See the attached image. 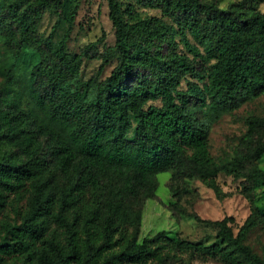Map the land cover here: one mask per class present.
I'll return each mask as SVG.
<instances>
[{
    "label": "trees",
    "instance_id": "obj_1",
    "mask_svg": "<svg viewBox=\"0 0 264 264\" xmlns=\"http://www.w3.org/2000/svg\"><path fill=\"white\" fill-rule=\"evenodd\" d=\"M107 2L122 58L101 82L80 80L83 57L67 50L68 31L55 42L35 34L47 8L59 12L58 24L71 26L72 0H8L9 19L0 17L15 23L7 34L8 42L19 43L12 58L26 60L32 49L45 48L54 64L29 91L32 113L22 106L23 95L0 89V264L6 257L16 264H171L180 256L191 263L196 255L264 264V251L246 242L251 219L237 234L229 224L233 217L215 221L225 246L171 238L165 230L140 239L143 204L155 196L164 171L187 167L217 193L220 174L264 181L258 165L264 138L255 140L264 132V116L248 118L242 146L230 161H216L209 146L212 124L264 91V12L247 8L245 0L228 8L200 0L168 3L186 15L179 25L184 47L204 55L190 33L213 59L208 113L198 121L181 100L187 91L179 89L193 71L187 54L174 52L163 62L144 56L156 77L135 87L125 82L140 57V50L130 52L126 28L134 26L128 20L151 38L165 31L150 28V18L136 15L124 0ZM12 71L5 73V89ZM21 201L15 221L1 218L8 204Z\"/></svg>",
    "mask_w": 264,
    "mask_h": 264
},
{
    "label": "rangeland",
    "instance_id": "obj_2",
    "mask_svg": "<svg viewBox=\"0 0 264 264\" xmlns=\"http://www.w3.org/2000/svg\"><path fill=\"white\" fill-rule=\"evenodd\" d=\"M133 8V12L141 18H150L152 28L160 26L165 34L162 37L151 38L145 29L135 25L134 19L128 22L134 26L126 28L130 36V52H139L134 68L128 74L125 82L130 87L139 85L141 80H153L156 76L144 56H153L158 61H166L174 53H185L193 65V71L182 77L179 89L187 91L181 100L187 104L190 111L202 121L207 116V108L211 97L208 93V70L213 62L206 56L204 47L199 40L188 33L189 39L199 45L204 55L194 56L180 40L179 25L185 20V13L168 5L170 0H124ZM211 2L220 8H228L232 3L241 0H200ZM250 2V3H249ZM8 0H0L2 20L9 19L7 9ZM249 9L264 12V0H245ZM72 9L75 10L71 26L57 23L59 12L52 9L41 10V16L36 20L37 36L60 40L66 31L69 32L67 50L71 54H80L83 62L80 67V80L94 78L104 81L120 64L121 48L118 44L116 27L109 17L107 0H72ZM13 21L0 22V89L9 91V94L23 95L22 106L32 113L35 107L31 103L29 91L34 83H42L48 70L54 69L53 60L47 49L44 52L32 49L26 60H16L13 56L19 54L14 41H7ZM19 37V33L16 34ZM26 41H30L25 39ZM18 41V40H17ZM17 44V45H16ZM14 46L16 48H14ZM141 48V49H140ZM138 55V54H137ZM40 60H42L40 62ZM41 66L35 68V64ZM13 69L14 79L10 88L5 89V73ZM33 71L35 73L33 74ZM11 95V96H12ZM149 104L161 105V100L149 101ZM252 115L264 116V91L240 101L231 112L223 114L215 121L209 131V146L214 159L220 163L228 162L236 155L237 149L242 146V138L249 128L248 118ZM133 137V131L129 134ZM264 138L255 135V140ZM264 169V155L258 161ZM159 185L153 198L143 204V216L140 227V239L151 236L160 230H165L171 238H181L205 244L222 242L218 237L216 220L233 217L229 222L234 233H238L248 220L254 224L247 233L246 242L253 250L264 251V181L255 182L250 178H237L220 174L218 183L220 193L207 186L196 176L191 175L187 167L174 168L158 174ZM16 202L8 204L1 218L15 221L17 219ZM1 264H16V260L6 257ZM171 264H228L218 257L196 255L191 263L186 262V256H180ZM250 264V263H244Z\"/></svg>",
    "mask_w": 264,
    "mask_h": 264
}]
</instances>
